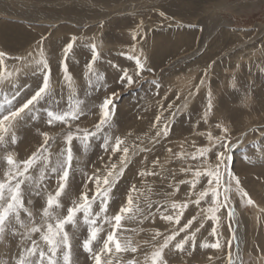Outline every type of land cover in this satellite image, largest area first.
I'll list each match as a JSON object with an SVG mask.
<instances>
[{
  "label": "rangeland",
  "instance_id": "obj_1",
  "mask_svg": "<svg viewBox=\"0 0 264 264\" xmlns=\"http://www.w3.org/2000/svg\"><path fill=\"white\" fill-rule=\"evenodd\" d=\"M7 1L12 5L17 0ZM18 1L23 2L25 6L20 11L24 15L34 13L38 16L42 14L44 17L60 15L62 11L59 10L67 6L74 7L77 12L92 11L93 14L100 15L94 17L95 22L88 23L87 26L64 19H58L54 24L41 19L31 21L28 17L4 19L0 15V28L3 33L5 28L10 29L8 25H19L18 28L31 32L28 40H25L27 37L23 38L21 34L12 32L15 39L13 37L11 42L14 44L0 33V51L7 53L5 67L13 72L19 69L16 87L12 88L7 84L4 86L9 98L19 91L20 95L16 97L15 102L22 103L42 85L43 73L37 70L34 63L14 59L26 56L28 52H32L38 59L40 47L43 48L51 68V80L55 91V103H52L51 107L56 110H67L74 99L84 102L82 105L84 112L79 120L72 122V131L75 132L77 126L81 129L95 130L100 115L99 105L111 93L118 94L114 98L115 112L111 128L106 127L92 139L87 151L79 139L74 138L72 141L74 159L67 187L60 197L62 207L58 210L59 214L66 215L67 208L73 206V201H79L81 193L87 192L91 196L95 192V183L88 179L93 173L97 170L105 173L112 164L119 167L121 153L114 154L110 148L106 151L102 144L104 135L121 137L130 148L129 163L112 189L107 215L109 217L114 215L126 204L129 190L133 185L143 193L139 199V206L145 209L146 214L151 211L152 215L146 219L137 217L122 222V229L118 230L121 237L130 238L138 250L136 253L118 254L115 258L116 264H127V261L133 259L137 264H144L145 255L150 253L155 245L162 243L163 236L152 240L156 231L163 235L171 234L193 216L197 218L193 221L194 227L187 231H195V228H200L199 222H203V227L196 234L195 249H189L191 251L189 255V250L179 252L170 246L165 250L168 264H228L230 250L235 260L236 238L233 239V234L236 228L237 237L241 241L238 252L242 254L244 264H264V211H262L264 154L259 150L264 146V0H205L207 2L189 0L191 4L192 2L198 4H194L196 11L188 15L162 10L171 0H135L144 1L143 6L126 11L120 9L117 13L114 12L118 9H114L113 12L111 7L124 5L129 0ZM131 2L134 0H130L129 3ZM80 7L85 10H81ZM205 8L212 11L207 12ZM0 9L12 12L5 3H0ZM161 12L164 13L163 16ZM213 14L229 22L227 27L213 31L212 36L216 34L220 38L218 36L215 40V36L209 39L208 46L197 56L178 60L191 49L197 48L199 39L202 38L199 20ZM184 31L189 32L190 36L182 35ZM73 36L77 37V41L66 58L68 72L73 82V88L70 89L65 80L62 61H65L63 49ZM181 36H184L187 42L179 49L175 46L180 43L178 38ZM3 42L9 43L10 49L7 50L8 47L4 46ZM93 42L101 52L99 60L94 64V69L104 76L99 85L95 83L89 85L86 76V65L92 55L90 45ZM160 43L162 47H159ZM163 44H168L169 50L168 46ZM209 51L212 53L209 54ZM164 52L165 55L162 54ZM141 53L147 57L146 67L140 77H135L136 63L133 57ZM160 55L166 58H163L164 60L159 58L156 61L155 58ZM210 55L212 56L208 58ZM123 70L134 75L137 83L131 87L122 84L119 78ZM201 80L204 81L203 84ZM153 81H156L159 87ZM209 91L212 111L208 116V122L205 123L202 117L208 104ZM3 98V94H0V101ZM169 105L172 107L169 108ZM38 107L41 109L39 118H28L15 127L17 142L0 145V178L6 167L2 157L7 153H13L17 160L27 159L43 143V132L55 138L54 142H50L53 159L66 148L64 136L68 131L67 126L64 124L49 126L43 111L49 104L42 102ZM157 115L162 116L160 127H163L164 121L169 126L168 136H161L158 142L152 139L158 130L153 127ZM217 123L226 124L230 128L233 142L238 138L243 140L240 146L232 150L234 157L232 168L255 204H242L239 195L233 194L230 204L237 214V226L233 218L227 217V209H221L218 213L220 216L218 224L210 219H204L205 213L202 210L208 207V203L203 201L199 206L189 202L180 224L163 220L161 213L175 215V210L171 208L172 201L183 203L196 199V195H189L190 184H179L181 180L192 179V172L185 173L181 169L189 166L193 169L201 167L203 158L192 160L190 154L199 147L209 145L206 133L220 135L219 129L216 128ZM253 127L261 130L248 131L246 137H241V133ZM137 145L139 147H135ZM140 148H147L149 151L141 152ZM133 151L135 155H131ZM181 152L185 154L184 158L176 155ZM245 155L251 157V163L243 159ZM156 161L159 163H154ZM208 163H215V156L211 153L208 156ZM141 171H154L156 175L140 176ZM32 174L38 175V169ZM43 183L46 190L40 196H37L35 191H25L26 207L33 211L37 222L47 194L54 193L57 188L56 174L47 173ZM177 185L179 191L176 190ZM207 186V178L201 177L194 192L198 194ZM133 195L136 196L137 193ZM145 197L152 203L150 210L147 208ZM29 200L31 204L27 203ZM208 200L210 202V197ZM99 204L98 198L92 205L93 212L100 210ZM22 218H25L23 214ZM213 226L217 227L216 235L211 234ZM102 227L100 236L106 238L111 226L105 222ZM65 230L71 240L72 264H94L91 254L82 246L88 237V226L83 221L82 213L77 215V227L68 224L65 225ZM185 234L181 233L177 239L183 238ZM34 238L39 239V235ZM217 240L221 244L220 249L201 247L203 243L211 244ZM229 240L232 241L231 249L227 243ZM28 243L19 236H9L5 241H0V264H16L18 254ZM101 246L102 240L99 243L93 242L94 251Z\"/></svg>",
  "mask_w": 264,
  "mask_h": 264
},
{
  "label": "snow or ice",
  "instance_id": "obj_2",
  "mask_svg": "<svg viewBox=\"0 0 264 264\" xmlns=\"http://www.w3.org/2000/svg\"><path fill=\"white\" fill-rule=\"evenodd\" d=\"M163 15L164 13L161 12V16ZM135 38L136 36L134 34L133 39ZM76 41V36L71 37L63 49L65 61H62V69L70 89L73 88V82L68 72L66 58L72 51ZM90 47L92 55L90 62L86 65V76L88 77L89 85H93L94 83L99 85L103 81L104 76L94 69V64L99 60L101 52L95 42L91 43ZM38 56L39 58L37 59L33 56L32 52H28L26 56L14 58L18 61L34 63L37 66V70L43 73L42 85L33 94L24 99L22 103H16V97L20 95L19 91H16L9 98L4 86L7 84L12 88L16 87L19 69H16L15 72L8 71L5 67L7 53L0 51V94L4 96L3 100L0 101V145H5L9 142L15 144L17 138L14 129L17 124L28 118H39L41 109L38 106L44 102L49 104V107L43 109L47 118L46 123L49 126L53 124H64L68 128L64 136L66 148L53 159L50 151V142H54L55 138L49 136L47 132H43V143L27 159L17 160L13 153H7L2 157L6 167L3 171L2 178H0V241H5L9 236H19L22 240L29 242L18 254L16 264H72V245L69 233L65 230V225L71 224L74 228L77 227V215L82 213L83 221L88 226V237L83 241L82 245L84 250L91 254L94 264H116L115 258L118 254L127 252L136 253L138 250L137 247L133 246L130 238L121 237L118 230L122 229V222L126 219L130 220L137 217L146 219L152 215L151 211H148L146 214L145 209L139 206V199L143 193L135 185L129 190L126 204L121 206L119 211L114 215L110 217L107 215L112 189L124 174L125 168L129 163L130 148L124 139L121 137L113 138L110 135L103 136L102 147L106 151L110 148L114 154L121 153L119 167L117 164H112L105 173H100L97 170L96 173L88 177L96 185L95 192L91 196L87 192L81 193L79 201H73V206L67 208L66 215L61 216L58 210L62 207L60 197L67 187L69 173L74 159L71 147L73 139H79L84 150L87 151L89 142L92 139L96 138L99 133H102L106 127L111 128V120L115 112L114 98L118 94L116 92L111 93L99 105L100 115L95 125V130L81 129L77 126L74 132L71 129V124L73 121L79 120L83 114L84 109L82 105L84 102L80 99H74L69 104L67 110H56L52 108L51 104L55 103V91L51 80V68L42 47L39 49ZM133 59H135L136 63L135 77H140L146 67L147 57L141 53V55L134 56ZM119 79L126 87H131L137 83L134 75L129 74L127 70H123V74ZM153 83L159 87L156 81H153ZM203 83L204 81L201 80V84ZM198 89L199 86H197ZM208 97V104L202 117L205 123L208 122V116L212 111L210 91ZM171 107L172 105H169V108ZM172 115L174 116L175 113ZM161 122L162 116L157 115L153 127L158 130L155 136L152 137L157 142L158 138L161 136L167 137L169 134L167 122L164 121L163 127H160ZM216 128L219 129L220 135L213 136L211 132L206 133L210 142L209 145L199 147L194 153L190 154L192 160L203 158L201 167L193 169L189 166V168L181 169L185 173L192 172V179L188 181L181 180L179 184H190L189 195H196V199L183 203L172 201L171 208L175 210V215L161 213L163 220L180 224L184 209L188 207L189 202L199 206L203 201L208 203V207L202 210L205 213L204 219H210L218 224L220 221L218 213H220L221 209H227V217L229 219L235 216V209L230 204L234 193L239 195L242 204H255V201L249 193L242 187L239 176L236 175L232 168L234 159L232 150L240 146L243 140L238 138L233 142L231 139V130L226 124L217 123ZM260 130L253 127L241 133V137H246L248 131L256 132ZM202 135L204 134L202 133ZM135 147L139 146L137 145ZM139 150L141 152L149 151L147 148H140ZM259 150L264 154V146ZM209 153L215 156L214 164L208 163ZM135 154L134 151L131 153V155ZM176 155L181 158L185 157L183 152ZM243 159L249 163L252 162L249 155H245ZM154 163H158V161ZM37 169L38 175H33V171ZM49 172L56 174L57 188L54 193L47 194L45 205L42 207L40 213L39 222H37L33 211L29 207H26L25 191H35L37 196L44 193L46 187L43 181ZM139 175H156V173L154 171H141ZM201 177L207 178L208 186L196 194L194 190L197 184L200 183ZM176 190L179 191L178 185L176 186ZM133 193H137V195L134 196ZM209 197L210 202L208 200ZM98 198L100 200V210L93 212L92 205ZM145 200L147 202V208L150 210L152 203L147 201V197H145ZM27 203L31 204V201L29 200ZM22 214L25 218H22ZM196 219V216H193L182 227L178 230H173L168 235H163L159 231H156L152 240L155 241L158 237L163 236L162 243L155 245L153 250L145 255L144 264H168L165 259V250L169 249L170 246L179 252H184L189 249L194 250L196 247V234L203 227V222H199L200 228H195V231L187 230L194 227L193 221H196ZM105 222L109 223L111 227L107 232L106 238H103L100 236V233L103 231L102 225ZM181 233L186 234L183 238L177 239ZM37 234L39 235V239L34 238ZM211 234H217L216 226H213ZM235 238V234H233V239ZM100 240H102V246L94 251L93 242L99 243ZM227 243L229 249H231L232 241L229 240ZM201 247L220 249L221 244L217 240L211 244L203 243ZM188 254L191 255L190 250ZM127 264H137V262L133 259L127 261ZM228 264H244V261L239 255L234 260L230 250L228 253Z\"/></svg>",
  "mask_w": 264,
  "mask_h": 264
},
{
  "label": "bare ground",
  "instance_id": "obj_3",
  "mask_svg": "<svg viewBox=\"0 0 264 264\" xmlns=\"http://www.w3.org/2000/svg\"><path fill=\"white\" fill-rule=\"evenodd\" d=\"M147 1V0H146ZM192 1H196V0H192ZM123 2V1H122ZM130 2V0L129 1H127L124 5L122 4H118V6H112L111 8H112V10H113V12H114V9H118V11H116V12H114V13H117V12H120L119 10L120 9H123V10H129V9H131V10H133L134 9V7H136V8H139V7H141V6H143L142 4H144V1L143 2H141V1H135L134 0V2H131V3H129ZM204 2H207V1H205L204 0ZM0 3H5V4H7V6L10 8V9H12V12H9V11H6V10H1L0 9V15L1 16H3L4 17V19H12V18H23V19H25L26 17H28L29 18V20H31V21H38V20H40L41 19V21L42 20H44V21H47V22H49V23H54V24H56V22L58 21V19H64V20H67V21H71V22H76V23H81L83 26H87L88 25V23H93V22H95V18L94 17H96V16H99L100 14L98 13V14H93V12L92 11H89V12H85V13H81V12H77L76 11V9L73 7V8H71V7H68L67 6V8H64L63 10L62 9H60L59 11L61 12L62 11V13H60V15L59 14H57V15H47V16H43L42 14H40L39 16L37 15V14H28V15H24V14H21V10H23L24 9V7L25 6H23V2L21 3L20 1H15V3L14 4H12V5H9V2L7 1V0H0ZM104 3V2H103ZM196 4H198L197 2L196 3H193L192 2V4L189 2V0H171V1H168V3L165 5V6H163V8H165V9H162V10H164V11H168V12H173V13H176L177 12V14H181V13H183V14H186V15H188V13L189 14H191L192 12L194 13L195 11H196V9H195V5ZM14 5V6H13ZM17 5V6H16ZM115 5V4H114ZM161 6V5H160ZM201 6V5H200ZM199 6V7H200ZM211 6V5H210ZM14 7V8H13ZM23 8V9H22ZM36 8V7H35ZM48 8V7H47ZM81 8V7H80ZM209 8V7H208ZM89 9V7L88 8H86V11ZM81 10H85L84 8H81ZM92 10V9H91ZM109 10H110V7H109ZM205 10H206V8H205ZM208 10V9H207ZM206 10V11H207ZM209 10H211V9H209ZM208 10V11H209ZM213 10H214V8H213ZM207 11V12H208ZM212 11V10H211ZM210 12V11H209ZM39 13V12H38ZM42 13V12H41ZM167 13V12H166ZM42 15V16H41ZM206 15V14H205ZM208 16H209V14H208ZM56 17V18H55ZM63 20V21H64ZM124 22V21H123ZM199 22H200V24H201V28H202V36H200V37H202L201 39H199V42H198V44H197V48H195V49H191L190 51H189V53L188 54H185L184 56H182V58H180V59H178V60H181V59H185V57H188V56H197L198 54H200L202 51H204L205 50V48L208 46V42H210L209 41V39H211V38H213V37H215L216 36V34L214 35V36H212L213 34V31L214 30H216V29H218V28H220V27H227V25L229 24V22L228 21H225V20H223V19H219V17H217L216 15L214 16V14L212 15V16H210V17H206V18H204V19H200L199 20ZM15 24H17V23H15ZM196 24V23H195ZM18 25V24H17ZM13 26H15V25H8V27L10 28V29H6L5 28V30H4V33L1 31V28H0V33L3 35V37H5L7 40H9L10 42H11V40L13 39V35H12V32H14L15 34H21V36H23V38L24 37H27V38H25V40H28V38H29V36H31V32H29V31H25V30H23L22 28H18V26H15L14 28H13ZM141 27V26H140ZM222 30V29H221ZM225 30V29H224ZM223 30V31H224ZM21 31H22V33H21ZM222 31V32H223ZM226 31V30H225ZM216 32H218V31H216ZM221 32V31H220ZM219 32V33H220ZM221 32V33H222ZM13 33V34H14ZM220 33V34H221ZM17 34V35H18ZM43 34V33H42ZM186 34H189V32H186V31H184V33H182V35H186ZM16 35V36H17ZM27 35V36H26ZM177 35V34H176ZM222 35V34H221ZM174 36V35H173ZM189 36H190V34H189ZM219 36V35H218ZM218 36H216L215 37V40H216V38L218 37ZM33 37V36H32ZM160 37V36H159ZM167 37V36H166ZM186 37H188V36H186ZM223 37V36H222ZM221 37V38H222ZM34 38H36V37H34ZM163 38V37H162ZM219 38H220V36H219ZM6 39H5V41H6ZM14 39H15V37H14ZM18 39V38H17ZM161 39V38H160ZM168 39H169V37H168ZM179 40H180V43L178 44V45H176L175 47H177V48H181L182 49V46H184V45H186V42H187V40H185V38H184V36H181L180 38H178ZM224 39V38H223ZM162 40V39H161ZM185 40V41H184ZM222 40V39H221ZM230 40V39H229ZM4 41V42H5ZM13 41V40H12ZM20 41V40H19ZM227 41V40H226ZM3 42V43H4ZM162 42V41H161ZM222 42V41H221ZM11 43H13V42H11ZM163 43V42H162ZM177 43V42H176ZM224 43V42H223ZM5 45L4 46H7L8 48H6L7 50L8 49H10L9 48V46H11V45H9V43L7 44V42L6 43H4ZM14 44V43H13ZM18 44V43H17ZM222 44V43H221ZM20 45V44H19ZM160 46L159 47H162V45H161V43L159 44ZM163 45H165V44H163ZM214 45V44H213ZM224 45V44H223ZM157 46V45H156ZM165 46H168V44L167 45H165ZM211 46H212V44H211ZM156 48H158V47H156ZM163 48H164V46H163ZM184 48V47H183ZM215 48H217V47H215ZM167 49L169 50V46L167 47ZM178 49V50H179ZM185 49V48H184ZM14 50V49H13ZM166 50V49H165ZM167 50V51H168ZM177 50V51H178ZM210 50H212V49H210ZM158 51V50H157ZM166 51V52H167ZM176 51V52H177ZM154 53H156V52H154ZM167 53H169V52H167ZM210 53H212V52H210L209 51V54ZM162 54H166L165 52L164 53H162ZM170 54V53H169ZM203 54V53H202ZM208 54V53H207ZM208 54V55H209ZM159 55V54H158ZM163 55V56H164ZM171 55V54H170ZM162 55H160V56H157L156 58H155V60L157 61L159 58H162V60H164L163 58H166L165 56L163 57ZM212 55H210V56H208V58H210ZM213 56H214V54H213ZM233 56V55H232ZM179 58V57H178ZM189 58V57H188ZM204 58H207V57H203V59ZM213 58V57H212ZM151 60H153L152 58H151ZM166 60V59H165ZM177 60V61H178ZM160 61V60H159ZM161 62V61H160ZM159 163V162H158ZM233 221L235 222V225L237 226V214H235V216L233 217ZM241 222V221H240ZM236 232H238L237 231V228L235 229V237H236V245H235V248H234V252H235V260H236V258H237V255H239V257L241 258V255L242 254H240V252H238L239 250H240V245H241V241L239 240L240 238H238L237 237V234H236ZM142 241V240H141ZM3 244V243H2ZM124 257V256H123ZM136 258V257H135ZM145 258V257H144ZM141 259V258H140ZM141 262V261H140Z\"/></svg>",
  "mask_w": 264,
  "mask_h": 264
}]
</instances>
